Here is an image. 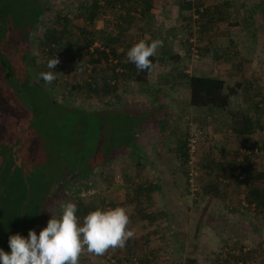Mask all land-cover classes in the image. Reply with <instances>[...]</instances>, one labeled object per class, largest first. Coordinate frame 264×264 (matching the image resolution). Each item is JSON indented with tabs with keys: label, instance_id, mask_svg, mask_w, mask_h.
<instances>
[{
	"label": "rangeland",
	"instance_id": "rangeland-1",
	"mask_svg": "<svg viewBox=\"0 0 264 264\" xmlns=\"http://www.w3.org/2000/svg\"><path fill=\"white\" fill-rule=\"evenodd\" d=\"M41 2L0 0V9L14 16L16 25L24 26V31L32 29L26 49L36 58L32 70L33 83L38 87L32 90L25 84L15 85L18 98L30 112L18 106L12 88L7 87L6 97L0 93V190L5 196L4 189L18 187L21 179L26 180L25 202L56 190V194L47 196L37 235L49 219L59 214L64 202L78 196L87 205L125 207L131 220L129 227L134 229L133 237L123 248H109L100 256L85 249L79 264H131L133 257L141 259L148 249L162 254L155 264H264V216L248 207L241 180L247 177L245 170L250 175L264 173V105H259L264 96V18L259 11L264 7L263 1L154 0L148 20L138 16L122 18L119 10L108 9L92 27L78 18L79 8L92 0H45L46 11ZM223 2L226 5L222 8ZM183 3L188 6L184 7L182 17L178 6ZM215 6L217 20L210 26L205 22L192 23V36H197L200 52L199 59L193 61L186 53V40L191 38L187 20L196 9ZM229 8V23L219 21L221 16L228 15ZM58 14L68 19V41L81 46L75 55H82L84 62H89V56L94 55L92 50L98 49L107 54L108 61L102 59L93 74L90 63L82 67L81 61H70L72 56L60 58L55 68L57 78L46 84L39 78L43 72L40 70L47 68V64L38 40L47 29H62L64 21L56 22ZM35 16L39 17L34 24ZM118 26L127 29L123 32ZM112 38L116 42L110 41ZM156 39L163 41V47L157 50L156 62L144 76V84L126 72L128 77L119 76L110 50L127 52L140 40ZM88 40H93L91 47L86 46ZM209 40L231 45V57L221 62L204 56L203 48ZM73 58L77 60V56ZM117 70L119 75L111 79V73ZM180 72L216 77L226 87L238 85L230 109L247 111L252 117L259 115L262 130L247 141H238L239 137L235 139L229 134L225 116H209L204 110L191 109L187 104L189 92L178 77ZM26 74L32 75L30 70ZM92 78L100 89L103 81L118 89L114 95L90 93L86 83ZM241 78L243 81L239 82ZM155 92L160 93V100L153 107L150 98ZM171 93L175 94L176 104H172ZM12 102L16 106L11 107ZM131 112L139 117L119 116ZM25 120L28 122L18 137L16 130ZM159 124L164 128L161 132ZM140 125L141 132L137 134ZM189 128L201 129L207 136L196 151V198L188 192L187 169L175 153L179 142L186 140ZM136 136L140 156L133 160L130 150ZM254 149L261 153H246ZM207 157L222 164L232 161L239 165L230 179L220 181L225 187L217 186V190L223 191L221 197L208 187L212 180L202 168ZM65 179L67 183L63 182ZM139 184L159 186L145 213L156 215L163 209L166 214L162 225L156 222V233L144 239L141 227L145 219L133 210V191ZM112 186L122 189L115 193Z\"/></svg>",
	"mask_w": 264,
	"mask_h": 264
},
{
	"label": "trees",
	"instance_id": "trees-1",
	"mask_svg": "<svg viewBox=\"0 0 264 264\" xmlns=\"http://www.w3.org/2000/svg\"><path fill=\"white\" fill-rule=\"evenodd\" d=\"M43 1L40 3L41 8L43 11H46ZM264 4V0H262ZM227 2V1H226ZM85 6H81L78 18L83 21V23L87 26H93L95 21L102 16L104 12L108 9L114 11L115 9L119 10L122 13V18L130 19V17L138 16L141 19L148 20L151 16V10L154 6V0H92L89 5L84 4ZM223 5V6H222ZM226 5L225 2L221 4L223 8ZM188 6V4H182L178 6L179 16L183 17L184 7ZM259 8V6H257ZM216 9L218 6L214 8H198L196 9L192 17L187 20L188 26L187 30L189 31V35L191 38H187L186 40V53H188L189 57H191V43L190 40H193L195 43L198 55H200L198 46L196 45V35L192 36V23H208L209 26L214 23L217 19L214 18L215 13H217ZM231 8L228 9L226 12L228 15L224 18L223 16L220 17L221 22L230 21V14ZM262 13L264 18V7L259 10ZM43 16V15H42ZM41 16V17H42ZM33 23L38 21L39 16H35ZM56 18V22L58 23L60 20L64 21V25L61 30H56L54 28H50L45 30L43 35L38 40V47L43 54H46V64L50 59H53L57 56L60 58L71 57L70 61L78 62L81 61L80 64L82 67H85L86 63H90L92 65V73L95 74L96 65H98L101 60L108 61L107 54L103 51H99L98 49L92 50L94 55H88L91 59L89 62H84V58L82 55H75L76 51H81V46L78 44H73L68 41L69 31H67V24L68 19L66 16H60L59 14ZM121 18V16H120ZM183 19V18H182ZM34 23V24H35ZM19 24L16 25L14 16L11 14L4 12L0 9V93L6 97L8 93V88H12V91L16 94V100L18 106L24 108V110H28L26 105L22 103V101L18 98V95L15 91V85H20L21 87L25 84L28 88L32 90L37 89L38 87L33 83V77L35 70L34 67L36 66V58L30 56L27 52V45L28 40L27 38H31L32 36V29L30 27L24 31V26H20ZM19 28L18 31L14 29ZM36 27V25H35ZM33 27V28H35ZM121 31H125L127 28L122 26H118ZM4 28V30H3ZM6 30V31H5ZM25 33H20V32ZM86 30H82L85 33ZM189 36V37H190ZM212 40V39H211ZM209 40L205 47L203 48L204 56L213 59L215 61L225 62L229 59L232 55L231 45L227 46L226 48L217 47L214 42ZM31 41V40H30ZM110 41L116 42V38L110 39ZM93 45V40L86 41V46L91 47ZM113 59H115V66L120 71V75L117 71H113L111 73V79H115L118 75L121 77H128L127 74L124 72L129 73L131 77H134L139 84H144V76H147L148 71H138L134 64L127 62L126 54L127 52L117 53L115 49H111L110 52ZM77 56V60L75 58ZM200 57V56H199ZM177 58V56L175 57ZM152 60V67L156 62L155 57L150 58ZM151 67V68H152ZM30 70L32 75H27L26 71ZM47 71V68H43L40 71ZM39 71V70H37ZM188 71H186L187 73ZM185 73V72H184ZM182 72L179 73L178 77L183 80L181 84L185 86V88L189 92L188 98V106L192 109L196 110H204L206 111L209 116H213L217 113L226 117V121L228 122L227 130L230 135L232 136H241V137H250L262 130L260 124V117L259 115L252 117L247 111L241 110H234L230 109L231 98L235 97L237 91L235 85L234 87H226L224 82L216 77H210L205 75H189L184 74ZM189 73V72H188ZM124 80V79H122ZM125 81V80H124ZM123 81V82H124ZM19 86V87H20ZM86 87L90 93H95L100 91L104 94H115V91L118 89L116 86L109 85L106 81H103L102 88L97 87V82L95 79H90L88 83H86ZM159 92L152 93L150 98V105L155 107L160 100ZM50 95V94H49ZM51 96V95H50ZM163 95L161 94V97ZM117 97V96H116ZM259 104L264 105V96L259 100ZM12 106L13 105L12 102ZM126 109L125 107L123 108ZM29 111V110H28ZM30 112V111H29ZM83 112V111H82ZM84 113V112H83ZM132 113V114H131ZM131 113H123L119 114V116H133V118L139 117L138 114ZM125 117V118H126ZM28 122L25 120L21 123L20 127L17 128L16 134L18 137H21L23 133V127ZM164 128L159 124L158 131H163ZM21 132V133H20ZM141 132V125L139 126L136 133L140 134ZM162 135V134H161ZM135 145L130 153L133 154V160H137V156H140V153L136 151L137 146L139 145L137 142V136L134 138ZM187 142L185 139L182 142H179L177 149L175 150L176 156L178 161L182 165L186 167L187 158H188V150H187ZM134 150V152H133ZM140 164V162L138 161ZM234 162H228L226 164H222L218 160L214 161L211 160L209 157L205 159L204 164H202V168L205 171L206 177H209L208 187L212 189L211 191L218 197H221L223 191H219L218 185L224 186L220 183V181L225 179H230L232 174L238 169L239 165L233 164ZM244 171V170H243ZM244 175L246 174L247 177L241 178L243 185L246 188V195H245V202L247 203L248 207H252L257 213L262 214L264 216V173L258 174H249V171L246 170L243 172ZM255 177V178H254ZM126 179V178H125ZM26 180L22 179L18 183V187H8L4 189L3 195L2 191L0 190V248H3L5 252H10V248L8 245V238L11 235H15L17 233L21 234L24 237H27L28 231L30 229H34L38 232V225L41 221V211L45 205L47 200V196H52L56 194V190L48 195V193H41L38 195L37 198L29 199L25 202L26 199ZM253 181V182H252ZM30 182V179L29 181ZM67 183L66 179L63 181ZM213 182V183H212ZM25 185V188L23 186ZM30 186V185H29ZM225 187V186H224ZM19 188V192L15 193V190ZM8 190V191H5ZM159 190V186L154 184H147L142 185L139 184L134 189V199L135 203L133 206V210L137 211V216L141 219H145L150 223H155L156 219H166V214L163 209L159 211L156 215L145 213V208L147 206H152V195L154 192ZM11 191V192H10ZM8 192V193H7ZM76 195V194H75ZM78 195V193H77ZM199 196V189L196 193V197ZM76 197V198H75ZM71 202L77 204L78 211L76 215L83 220V218L89 214L90 212L96 210L97 208L101 209H108V208H115L113 207H106L105 204H101L103 206H93L85 204L82 199L78 196H75ZM9 200L10 203L6 201ZM25 202V203H24ZM65 203V202H64ZM128 206V205H126ZM62 209L60 208L57 212L59 214L55 218H59L61 215ZM130 217V216H129ZM50 220V219H49ZM47 225V224H46ZM144 239V236L141 237ZM128 244V242H126ZM125 244V245H126ZM130 252V246H127ZM149 250V251H148ZM148 253L142 256L141 259L137 257H133L131 264H155V261L161 256V252L152 251L148 249ZM161 254V255H160ZM172 263L177 264L172 261Z\"/></svg>",
	"mask_w": 264,
	"mask_h": 264
},
{
	"label": "clouds",
	"instance_id": "clouds-1",
	"mask_svg": "<svg viewBox=\"0 0 264 264\" xmlns=\"http://www.w3.org/2000/svg\"><path fill=\"white\" fill-rule=\"evenodd\" d=\"M161 47L163 41L160 39L140 40L127 51V62L134 64L138 71H148L152 67L150 58ZM59 63L57 56L50 59L49 71L41 72L39 78L51 84L57 78L55 68ZM61 209L59 218L52 217L38 235L30 229L27 237L19 233L9 236L10 252L0 248V264H79L85 249L100 256L109 248H123L134 235L125 207L97 208L82 221L76 215V203L65 202Z\"/></svg>",
	"mask_w": 264,
	"mask_h": 264
},
{
	"label": "built area",
	"instance_id": "built-area-1",
	"mask_svg": "<svg viewBox=\"0 0 264 264\" xmlns=\"http://www.w3.org/2000/svg\"><path fill=\"white\" fill-rule=\"evenodd\" d=\"M191 45V60L197 61L199 59V55L195 46V43L193 40L189 41ZM188 73V72H187ZM206 133L201 129L196 128H189L187 132V150H188V158L186 163V169H187V187L188 192L190 193L192 198H196V193L198 192V169H197V159H196V151L198 147L204 143L206 138ZM247 154L254 153V154H260L261 152H258L257 149H254L252 151H247Z\"/></svg>",
	"mask_w": 264,
	"mask_h": 264
},
{
	"label": "crops",
	"instance_id": "crops-1",
	"mask_svg": "<svg viewBox=\"0 0 264 264\" xmlns=\"http://www.w3.org/2000/svg\"><path fill=\"white\" fill-rule=\"evenodd\" d=\"M218 41V43L219 44H216V46L217 47H221V48H226L227 47V44H223V45H221V43L219 42V40H217ZM240 81H243V79L241 78L240 80H239V82ZM235 83V82H234ZM247 84H248V82H246ZM229 87H232V86H229ZM188 91V90H187ZM172 95L171 96H169V97H171V101H172V104L174 103V104H176L177 103V101L175 100L176 99V97L174 98V95H173V93H171ZM188 98H189V96H188ZM187 98V99H188ZM187 102H188V100H187ZM260 106H261V104H259ZM174 106H176V105H174ZM262 107V106H261ZM192 109V108H191ZM259 133V132H258ZM256 136H257V134H255ZM255 135H253V136H255ZM233 137H235V139H236V137L238 138V141H241V139H242V141H247V139L248 138H250V137H252V136H250V137H241V136H233ZM152 141L151 140H149V144L151 143ZM112 192H119L121 189H122V186L121 187H119V186H112ZM164 220H166V219H164ZM163 219H161L160 221L159 220H155V223H150L149 221H147V220H145L144 221V223H143V226L141 227L142 228V233H141V237L142 236H144V238H146V237H148V236H150V235H153V234H155L156 233V229H157V227H156V222H159V224L158 225H162V224H160V223H162V221H164ZM130 224H131V220H130ZM129 224V225H130ZM163 226H164V224H163ZM152 237H150V239H151ZM160 252V251H159Z\"/></svg>",
	"mask_w": 264,
	"mask_h": 264
}]
</instances>
